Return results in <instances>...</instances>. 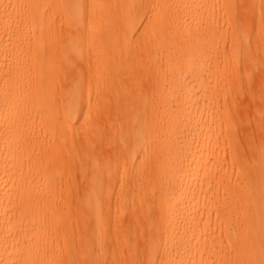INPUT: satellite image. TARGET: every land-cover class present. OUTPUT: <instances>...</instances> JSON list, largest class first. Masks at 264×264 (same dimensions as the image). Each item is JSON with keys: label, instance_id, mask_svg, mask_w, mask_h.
<instances>
[{"label": "bare ground", "instance_id": "bare-ground-1", "mask_svg": "<svg viewBox=\"0 0 264 264\" xmlns=\"http://www.w3.org/2000/svg\"><path fill=\"white\" fill-rule=\"evenodd\" d=\"M261 3L0 0V264H264Z\"/></svg>", "mask_w": 264, "mask_h": 264}, {"label": "rangeland", "instance_id": "rangeland-1", "mask_svg": "<svg viewBox=\"0 0 264 264\" xmlns=\"http://www.w3.org/2000/svg\"><path fill=\"white\" fill-rule=\"evenodd\" d=\"M260 8L262 13L264 14V0H262ZM238 19L239 17L236 15L231 16L230 20L232 21L233 26L224 29L221 33V42L225 41L228 48L231 47L232 45L231 43L234 40L232 39V36L236 33L235 23L238 21ZM254 46L255 44H251L250 48H254ZM242 49H244V47H242ZM231 69L232 67H230V65L226 63V68L224 67V71H222L221 73L222 76L218 77L220 82L222 83L231 82V84H233L234 87H238V91L236 90L237 93L235 94V99H234V108H235L234 115H232L230 120H233L234 123L242 120H250L248 122L254 124L256 123V127L258 126L257 129L259 130L260 134L261 133L263 134L264 133V74L260 78V74H259L260 72L255 71L256 74L253 73L250 76V78L247 77L244 73L245 67L243 60L239 61L238 66L236 67L235 70H231ZM257 75L259 76L256 77ZM226 97H228V94H226ZM44 108H43L44 111L46 112L49 111L45 106ZM108 120H111V118H109ZM249 123H247L248 126H250ZM252 127H249V129L247 128L248 129L247 132L250 133V136H252L251 134L252 132L256 131V129L253 130L254 127L253 128ZM250 128H252V132H250ZM260 134H258L257 132V135ZM243 139L244 137L240 138V140H237L238 142L240 141L239 144L243 141ZM242 143H244V141ZM232 264H239V262L236 261Z\"/></svg>", "mask_w": 264, "mask_h": 264}]
</instances>
